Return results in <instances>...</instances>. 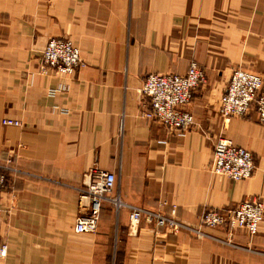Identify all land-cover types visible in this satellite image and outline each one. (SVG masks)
I'll return each mask as SVG.
<instances>
[{
	"label": "crops",
	"instance_id": "1",
	"mask_svg": "<svg viewBox=\"0 0 264 264\" xmlns=\"http://www.w3.org/2000/svg\"><path fill=\"white\" fill-rule=\"evenodd\" d=\"M70 39L84 66L42 71L47 43ZM197 62L208 84L186 109L187 132L147 120L149 74L185 75ZM264 81V0H0V264H264V221L210 230L225 243L143 223L105 205L94 234H78L79 190L94 168L114 173V195L198 225L211 209L264 203V126L256 108L219 114L234 70ZM15 120L22 126L4 125ZM219 140L254 154V176H216Z\"/></svg>",
	"mask_w": 264,
	"mask_h": 264
},
{
	"label": "built area",
	"instance_id": "2",
	"mask_svg": "<svg viewBox=\"0 0 264 264\" xmlns=\"http://www.w3.org/2000/svg\"><path fill=\"white\" fill-rule=\"evenodd\" d=\"M42 71L58 76L74 75L84 66L80 48L70 39L50 40L42 55ZM208 84V76L196 62H191L185 75L149 74L143 83L142 95L149 101V109L143 116L162 124L170 132H187L195 125L194 115L186 108L194 100L195 92ZM256 107L258 121L264 126L263 80L256 74L235 70L225 94L219 102V114L226 121L243 117ZM4 125L22 126L15 120H5ZM255 158L252 152L219 140L214 147L213 173L221 178L242 182L254 176ZM7 182L5 168L0 165V216L2 214L1 193ZM117 177L114 173L94 168L86 175V182L79 190L80 216L75 225L78 234H94L98 230L100 212L110 205L117 212L128 210L132 231L143 224L153 225L157 230L166 229L171 234L187 233L195 239L225 243L210 233V230L227 228L230 234L246 231L251 237L258 233L264 221V204L257 199L243 202L235 208L211 209L204 212L198 225L183 222L173 208L169 214L125 202L114 195ZM7 246L0 245V259L7 256Z\"/></svg>",
	"mask_w": 264,
	"mask_h": 264
},
{
	"label": "rangeland",
	"instance_id": "3",
	"mask_svg": "<svg viewBox=\"0 0 264 264\" xmlns=\"http://www.w3.org/2000/svg\"><path fill=\"white\" fill-rule=\"evenodd\" d=\"M197 63V62H196ZM198 64V63H197ZM236 70H242V69H236ZM235 71V70H234ZM233 71V72H234ZM243 71H245V70H243ZM246 72H248V71H246ZM250 73H252V72H250ZM233 74V73H232ZM254 74V73H253ZM55 75V74H54ZM58 76V75H57ZM232 76V75H231ZM260 77V76H259ZM262 78V77H261ZM231 79V78H230ZM263 80V79H262ZM263 88H264V81H263ZM252 108H256V107H252ZM249 113V112H248ZM253 154V153H252ZM254 155V154H253ZM258 199H260V198H258ZM260 201L263 203V201L260 199ZM264 204V203H263ZM192 237V236H191ZM199 240V239H198Z\"/></svg>",
	"mask_w": 264,
	"mask_h": 264
}]
</instances>
